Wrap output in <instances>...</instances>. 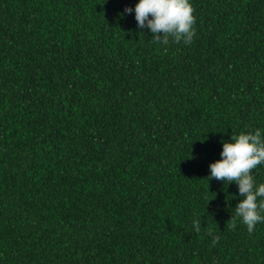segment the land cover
Wrapping results in <instances>:
<instances>
[{"label":"trees","instance_id":"trees-1","mask_svg":"<svg viewBox=\"0 0 264 264\" xmlns=\"http://www.w3.org/2000/svg\"><path fill=\"white\" fill-rule=\"evenodd\" d=\"M191 2L162 45L137 0H0V264H264L207 178L264 131V0Z\"/></svg>","mask_w":264,"mask_h":264},{"label":"clouds","instance_id":"clouds-1","mask_svg":"<svg viewBox=\"0 0 264 264\" xmlns=\"http://www.w3.org/2000/svg\"><path fill=\"white\" fill-rule=\"evenodd\" d=\"M133 12L137 28L147 29L155 42L167 45L172 38L176 42L192 43L196 17L191 0H137L134 7L126 6L120 15ZM222 144L221 158L210 163L207 178L237 185L241 199L234 214L251 234L257 224L264 223V182L258 183L252 172L264 165V131L257 128L232 134ZM193 226L200 231L198 221L194 220Z\"/></svg>","mask_w":264,"mask_h":264}]
</instances>
